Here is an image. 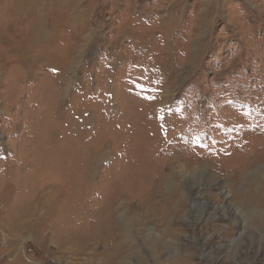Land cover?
I'll list each match as a JSON object with an SVG mask.
<instances>
[{"label":"rangeland","instance_id":"obj_1","mask_svg":"<svg viewBox=\"0 0 264 264\" xmlns=\"http://www.w3.org/2000/svg\"><path fill=\"white\" fill-rule=\"evenodd\" d=\"M64 2L60 16L75 29L63 31L61 74L48 64L32 80L17 61L0 63V222L13 196L32 201L47 187L56 161L75 162L65 187L77 197L62 201L66 213L42 210L35 234L0 227V264H88L87 225L100 216L115 244L133 230L114 264H264L263 219H216L264 211V0ZM160 196L175 200L166 224L144 204ZM178 202L187 219L173 214ZM21 203L11 216L30 221Z\"/></svg>","mask_w":264,"mask_h":264},{"label":"bare ground","instance_id":"obj_2","mask_svg":"<svg viewBox=\"0 0 264 264\" xmlns=\"http://www.w3.org/2000/svg\"><path fill=\"white\" fill-rule=\"evenodd\" d=\"M64 1L65 0H0V45H2L4 48V51L2 50L0 52V55L3 54V56H4L3 57L1 55L2 56V59L0 60L1 65H6V63L8 65V64H12L15 61H17L22 67H24V69L27 70L28 73L25 76V78H28V79L34 77L36 74L41 75L42 74L41 71H43L46 67H48V64H49V67H51V64L58 66L59 69L53 67L52 70L57 75L61 74L62 70L65 68V61L63 60L64 57L63 58L61 57L63 48L60 45V42L63 41V37H64L63 31H64L66 25L71 27L72 28L71 30L75 29V27L73 25L74 22H72L70 25H69V23L65 24L64 18L60 16L61 11L63 12V10L65 9V2ZM178 6H179V4H178ZM48 14H50V16L53 14L55 15V17L53 19L51 18L52 19L51 23L49 22V20H47V17H49ZM71 32L73 33L74 31H71ZM71 38L77 39V35L76 36L73 35ZM71 49H72V47H70V50ZM66 51H67V49H66ZM71 51L69 54H71L73 52V51L72 52ZM66 69H68V68H66ZM50 73H52V72H50ZM32 80H33V78H32ZM181 81H183V79ZM24 83H25V81H24ZM75 84H76V82L73 85H75ZM170 89H173V88H170ZM68 92L69 91L67 89H65L64 98L68 94ZM2 112H4V111H2ZM43 121H44V119H42V123H43ZM50 123H51V121H50ZM43 124H46V123H43ZM66 124H68V123H66ZM55 126H56V124H55ZM50 127H51V125H50ZM34 130H35V128H34ZM68 131H69V129H68ZM31 134L32 133H30L29 135H31ZM69 136L70 135H68V137ZM41 137L46 138L43 135ZM59 137H60V134H59ZM53 139H54V137H53ZM44 141H47V140H44ZM78 145H79V142H78ZM82 152L85 153V151H82ZM92 152H94V150ZM32 153H36V155L40 154L39 151L38 152L33 151ZM45 153L49 154V152H45ZM36 155L34 154V156H36ZM63 156H65V155H63ZM91 156L93 157V155H91ZM87 161H89V158ZM74 163L75 162L72 163L71 157L68 160L63 161V162L56 161L55 163L54 162L51 163L48 166V169L52 174L56 175V177H55V175H53V177H55L56 179L55 178L48 179V182L46 183L47 187L44 189L42 187V190L38 189V187H37L34 191V198L32 201L30 200L31 198L26 199L24 201H17L19 198L15 199L14 196H13V198H14L13 199V201H14L13 205L11 204V201H7V203L5 204L4 207H2V210H1L2 213L7 212L6 210H8L7 215H6V220L5 219L1 220L0 227L7 228V229H9L10 232H12L13 230H19V229L24 227V228L32 229L33 234H35L36 231H34L35 230L34 227L36 225V222L41 221V220H38L37 218L40 215H43L42 210L47 208L52 212V214H55V212H60L62 214L66 213L69 205H67V206L65 205V206L61 207L62 206L61 203H62V201L64 202L65 200L70 199L71 198L70 194L72 196H75V192L72 188L67 189L65 187L66 186L65 183L67 182V180L65 179V176L66 177L72 176V178L74 177L75 172L72 170L74 168L73 167L74 165H72V164H74ZM88 163L89 164H87V165H90L92 163V161H89ZM68 164H69V166H68ZM61 168L63 169V172L59 171V170H61ZM88 168H87V171H88ZM56 170L58 171V174H57ZM65 170H67V171H65ZM25 177L26 176H24L23 179H25ZM263 177H264V175H263ZM71 179L68 181L69 182L74 181ZM61 180H63V181H61ZM60 181L62 182V184L60 183ZM95 183H97V182H95ZM58 184L62 185V187L64 186L63 189H62V187H57ZM73 185L75 186L76 184H73ZM76 186H78V185H76ZM104 186H105V183H104ZM52 187H57L58 189L57 188L53 189ZM221 187H223V186H219V188H221ZM98 188H100V187H98ZM222 189H220V190L221 191L225 190V189L224 190H222ZM16 191H17V189H16ZM92 191H94V190H92ZM64 192H67V194H65ZM83 192H85V190ZM20 193H23V192H20ZM27 193H28V191H27ZM53 193H54V195H53ZM76 194H78V193H76ZM18 195H19V193H18ZM225 196L227 198H229L230 194H227ZM17 197H19V196H17ZM75 197H77V196H75ZM157 198L155 197L154 199H152L149 197L148 199H146L144 204L146 205V207H148V210H150V212H151L150 214H147V216L156 218V219L160 220L161 223L166 224V223H168V219L171 216L168 213V207L172 204V201H175V200H174V198H172L170 196H167V197L166 196H160L159 197L160 201H158ZM20 199H22V198H20ZM20 202H22L20 204L22 206V209H21L22 216H24V218H25V215H26L28 218H31L30 221H28V220H20L19 221L14 216H11L12 215L11 211H14V209L18 208L17 204H19ZM115 202L114 201L112 202V205H113V206H111L112 209L114 208ZM75 203H77V202H75ZM203 203H207V205H209V206L212 204L208 200H204ZM119 205H120L119 206L120 212H118V214L122 215V217H123V214H124L123 211H125V210H124V207L122 208V206H123L122 204L119 203ZM9 206H10V208L7 209L6 207H9ZM80 206H81L80 209H83L84 211L89 212L90 210L95 209L97 212V207L93 204H90V203L85 204V202H83V203H81ZM220 207H222V206H220ZM184 208H185V204L183 202H180L174 208L175 211H173L174 209L172 210L173 214H175V216H180L181 218L187 219L188 217H190V214L192 215V213H191V210L186 211L184 213V210H185ZM111 213H112V211L110 212V214ZM210 214H211V212L207 213L206 215H210ZM247 215H248V217H247ZM203 216H204V214L201 215V217H203ZM10 217H12V218L10 219ZM210 217H211V215H210ZM7 218H9V219H7ZM243 218H245L244 221H243ZM32 219H35V220L32 221ZM108 219H106L104 217L102 218L100 216L99 218H96V219L94 218V221H92V223L87 225L90 227V233L88 236H91V238H88V239L92 242L91 246H89L90 244L88 245L90 247V248L88 247L89 252H91L90 253L91 255L90 256L88 255V257H89L87 259L88 264H114V263H116L115 262L116 258H117V261L120 259V258L118 259L119 255L122 256V255H124V252L131 249L130 243L127 242L133 236V230H132L131 226L128 224L130 227H128V229L125 230L124 235H123V233H120V232H118L117 234H114V236H116V237H114V238H116V244H115L114 241L112 240L111 232L105 230L106 228H104V224H105L104 222L105 221L107 222ZM216 219H218L220 222H222L226 227H228L229 224H232V223H234L235 225L241 226L242 223L246 222L247 220L249 222L255 224L256 219H263L264 220V211L260 210L259 207L254 206L249 212H246V214L245 213L239 214V213H235V212H229L226 215L225 214L219 215V217H217ZM134 220L136 222H140L142 219L140 217H138L137 219L135 218ZM144 220H142V221H144ZM206 220L207 219H205V221ZM208 220H210V221H207V222L212 223V218H208ZM201 221H204V219L202 218ZM98 222H99V224L96 225V223H98ZM110 222H111V220H109V223ZM100 223H103V225ZM234 224H232V225H234ZM252 226H254V225H252ZM96 228H97V231H95ZM243 228H246V227H243ZM74 229H76V228H74ZM77 232H78V229H77ZM176 232H177V230H176ZM177 234H178V232H177ZM124 236H125V239H124V242H122ZM251 238H252V236H251ZM118 239H119V243L117 242ZM225 241H226V239H225ZM108 243L111 246L113 245L112 249L110 248ZM100 246H103L102 248H104V250L101 252V254H96V253H98V251L96 250L97 251L96 252L95 249L97 247L99 248ZM88 248L87 249H86V247L82 248L81 250H79L78 254L80 256L86 255V251H88ZM256 250H255V252H257ZM117 254H119V255L116 256ZM248 257H249V255H248ZM185 259H187V258H184V260ZM262 261H264V260L262 259ZM183 263H185V262H183Z\"/></svg>","mask_w":264,"mask_h":264}]
</instances>
